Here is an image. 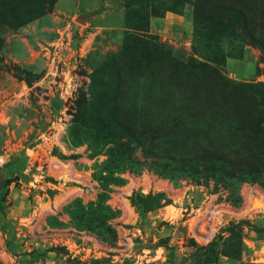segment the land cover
Instances as JSON below:
<instances>
[{
	"label": "rangeland",
	"instance_id": "1",
	"mask_svg": "<svg viewBox=\"0 0 264 264\" xmlns=\"http://www.w3.org/2000/svg\"><path fill=\"white\" fill-rule=\"evenodd\" d=\"M260 198L264 0H0V264H264Z\"/></svg>",
	"mask_w": 264,
	"mask_h": 264
},
{
	"label": "trees",
	"instance_id": "2",
	"mask_svg": "<svg viewBox=\"0 0 264 264\" xmlns=\"http://www.w3.org/2000/svg\"><path fill=\"white\" fill-rule=\"evenodd\" d=\"M219 7L222 8V9H225V10H230V11L235 10V9H233L232 5H220ZM219 158L223 159L222 157H219ZM232 227L234 228L236 226L233 225ZM216 242H217L216 238L213 239L211 242H209V245H210V248H211V250H210L211 252L213 251L212 248L215 246ZM213 259L214 258H212L210 261L215 262Z\"/></svg>",
	"mask_w": 264,
	"mask_h": 264
},
{
	"label": "bare ground",
	"instance_id": "3",
	"mask_svg": "<svg viewBox=\"0 0 264 264\" xmlns=\"http://www.w3.org/2000/svg\"><path fill=\"white\" fill-rule=\"evenodd\" d=\"M256 205L259 207V208H264V200L263 199H256Z\"/></svg>",
	"mask_w": 264,
	"mask_h": 264
}]
</instances>
